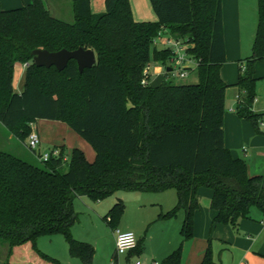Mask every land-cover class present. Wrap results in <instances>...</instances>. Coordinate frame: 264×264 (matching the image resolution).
<instances>
[{
  "label": "trees",
  "instance_id": "trees-1",
  "mask_svg": "<svg viewBox=\"0 0 264 264\" xmlns=\"http://www.w3.org/2000/svg\"><path fill=\"white\" fill-rule=\"evenodd\" d=\"M105 10L92 13L90 0H72L73 22L51 15L42 0L16 8L0 5V123L8 130L30 133L40 118L61 120L91 143L94 159L74 147H60L46 162L22 158L0 147V240L7 245L3 264H61L42 253L36 238L61 233L69 253L90 264L92 244L71 236L78 219L76 196L93 201L125 191L161 192L174 188L176 205L162 217L184 211L182 242L193 237L197 192L212 191V224L236 227L255 206L264 214V174L250 175L246 162L233 157L223 134L226 84L220 69L226 62L222 0H150L157 20L137 21L129 0H104ZM251 54L238 67L236 86L244 91L237 115L258 131L261 116L252 110L264 62V0L256 7ZM166 30L192 46L197 81L175 84L164 76L157 88L142 84L151 61L163 65L168 48L153 46ZM78 47L94 50L93 66L78 70L69 59L63 70L36 66L31 52ZM24 62L22 87L14 90V64ZM241 62V61H239ZM66 168L63 169L64 165ZM125 204L118 200L103 217L116 227ZM139 242L135 248H138ZM181 245L164 259L178 264ZM200 264H215L209 245Z\"/></svg>",
  "mask_w": 264,
  "mask_h": 264
},
{
  "label": "crops",
  "instance_id": "crops-1",
  "mask_svg": "<svg viewBox=\"0 0 264 264\" xmlns=\"http://www.w3.org/2000/svg\"><path fill=\"white\" fill-rule=\"evenodd\" d=\"M42 1L50 11V6L47 5L46 0ZM90 1L92 13H99L105 10L104 0ZM129 1L132 16L135 20H157V15H155L150 0ZM235 1L236 4L233 5L234 7L232 6V12H234L233 15L235 16V19L237 17L235 20V26L239 30L238 17L240 16V12L237 0ZM28 2H30V0H0V5L3 9L16 8ZM222 13L226 60L228 44L226 42L227 29L225 28L226 15L224 13L223 0ZM23 66L25 68L24 64ZM159 73L160 72L157 74ZM255 75L260 78L262 77L259 74ZM220 76L223 81L228 84L226 89L228 92L230 88L229 86H234L233 84L236 83L237 79L234 82L226 81L222 76L221 69ZM21 79L22 78L19 76L16 80L14 90L19 91L21 89ZM234 87L237 88L236 86ZM237 91L241 92L238 88ZM237 99L239 102L240 95ZM238 102L236 103V106ZM231 108L233 110H231ZM234 110L233 107H229L228 109L225 107L223 118V138L225 146L230 150V154H232L233 157L241 158L242 156L239 152L242 153L243 156L247 158L248 169L254 168V175H262L264 174V159H250V157H252V153L250 152L255 149H264V136L258 138L256 134L258 131L253 133L248 122L245 119L240 118L236 112L233 113ZM252 110L256 114L261 113V116L264 113L258 111V109H255L253 106ZM229 111L232 113H228ZM32 125L35 129L34 122ZM260 131L262 135H264V128H261ZM43 137L45 138L44 134ZM249 143L251 145L248 146L247 144ZM52 144L54 146H59L60 142L56 141ZM33 157H35L34 154ZM130 192L133 193L129 194L131 195L130 199L136 198L135 200L139 201V205L136 209L128 210L127 205L123 202L125 204L124 212L121 215L119 224L114 228H111L107 222L104 224V222L99 220L100 224H94L83 228L81 225H77L82 217H88L93 221L97 220L99 216H102L101 218H103L113 206V202L105 203L104 205L103 200L93 201L86 196H76L74 198L73 206L78 213L79 220L77 219V223L71 227V236L79 241L92 244L94 255L90 264H133L139 260L141 264H164V259L180 245L182 252L178 264H200L208 245L212 251V259L215 264H264V214L261 213L251 216L249 212V217L241 219L236 227H231L230 225L223 223L213 225L212 220L214 218V211L210 207L212 191L205 186H201L197 192L199 206L193 215V237L182 242L180 229L184 221V211L179 210L174 216L169 218L162 217L176 205L177 194L174 188H168V190L165 191L152 193L140 191ZM115 229L133 232V234L136 235L137 242H139L138 248L125 251L123 254H117L115 252ZM51 236L56 238V241L59 244V249L56 248V250L50 252L48 255L57 259L61 264H85L79 257L71 256L67 240L61 233ZM36 246L40 252L46 254L49 253L41 249L42 247L38 244V241H36Z\"/></svg>",
  "mask_w": 264,
  "mask_h": 264
},
{
  "label": "rangeland",
  "instance_id": "rangeland-1",
  "mask_svg": "<svg viewBox=\"0 0 264 264\" xmlns=\"http://www.w3.org/2000/svg\"><path fill=\"white\" fill-rule=\"evenodd\" d=\"M224 1V13L226 15V36H227V54H226V62L221 67V73L224 79L229 82H234L237 79V69L239 65L242 69L245 68V59L251 54L252 51V45H253V39L255 35V19H256V7L258 0H237L238 6H239V12L240 16L238 17V28L235 26V16L233 15L234 12H232V6L236 4L235 0H223ZM47 5L50 6V13L51 15L62 19L66 22H73L74 17L72 14V0H46ZM234 7V6H233ZM14 8V7H13ZM160 46V44H158ZM241 61V62H239ZM24 62H16L14 64V76H13V82L14 85L16 84V80L19 78V76L22 78L23 76V70H25L23 66ZM164 70L163 64L160 62L151 61L150 63V71L152 73H158ZM254 71L255 74H259L262 77L258 79L255 85L256 90V96L252 102V106L255 109H258L260 112H264V62L261 60H258V62L254 65ZM173 83L180 84H193L197 81L196 72L192 71L190 72L186 77L182 78H173L171 79ZM229 90L226 95L225 100V107L227 109L229 107H233L235 110L233 113L236 112L237 107L236 103L238 102L237 95H240V100L243 98V91L238 92L237 88L234 86H229ZM232 113V112H228ZM264 113L262 116H260L257 119L258 122V132L256 133L254 126L248 122V124L251 126V130L253 133L255 132L260 138L262 135L260 129L264 128ZM35 123V129L40 135L41 144L43 149H47L49 146H54L52 143L59 141L60 145H63L65 147V154L67 157H69L72 149L74 147L79 148L83 153L87 160L92 161L94 158V149L91 143L84 140L72 127L70 128L67 123L61 120H50L46 118H40L34 121ZM30 126V125H29ZM31 128V127H30ZM43 134L45 135V138L43 137ZM25 136V133H17L11 130L6 129L1 123H0V147L4 148L5 150H13L14 153L18 156H24L30 157L33 156L32 151L24 145V141L22 140ZM248 146L251 145L250 143L247 144ZM236 149V148H235ZM237 150V149H236ZM239 152V151H238ZM252 157L250 159H264V149L261 150L255 149L252 152ZM241 158L246 162L247 166V158L243 156L242 153ZM42 163V162H39ZM67 164L64 165L63 169L66 168ZM248 169V166H247ZM254 168L248 169V173L250 175H254L253 173L255 170ZM129 194H133L130 191H117L110 196L103 199V204L113 202L115 203L118 200H123V202L127 205L128 210L136 209L138 204V200L136 201V198L130 199ZM146 195V194H141ZM146 202V201H145ZM251 216L261 214L260 210L253 206L250 209ZM100 217V216H99ZM97 220H91L88 217L84 218L82 217L77 225H81V227H87L94 224H100L99 221L104 222L106 224V221H104L103 218H99ZM80 218V217H79ZM99 220V221H98ZM61 236V235H58ZM56 237V236H55ZM38 241V244L42 247L43 251L49 252L47 254H50V252H53L54 250L59 249V244L56 241V238H54L51 235L43 234L42 236H39L36 238ZM6 251H7V245L6 243L2 242L0 240V264H3L6 258Z\"/></svg>",
  "mask_w": 264,
  "mask_h": 264
},
{
  "label": "built area",
  "instance_id": "built-area-1",
  "mask_svg": "<svg viewBox=\"0 0 264 264\" xmlns=\"http://www.w3.org/2000/svg\"><path fill=\"white\" fill-rule=\"evenodd\" d=\"M158 44H160V46H158ZM152 45L159 49L168 48L171 50V55L166 60L167 63L163 65L164 70L160 72L164 73V76L169 79L176 77L184 78L190 72L194 71L198 65V61H196V59H194L188 52L192 45L183 38H175L171 36L164 29L159 32L158 36L153 40ZM166 67H170V70L166 71ZM156 75L157 73H152L150 71L149 63L142 72V84L144 86L149 85ZM237 98H239V95H237ZM231 110L233 109L231 108ZM30 127L31 131L25 138L24 145H26L33 152L36 159L39 162H46L52 157L57 158L60 154V147L53 146L48 147L47 149H42L38 132L33 128L32 123H30ZM136 245L137 238L133 232L115 229V252L117 254H123V252L135 248ZM133 264H141V262L139 260Z\"/></svg>",
  "mask_w": 264,
  "mask_h": 264
},
{
  "label": "water",
  "instance_id": "water-1",
  "mask_svg": "<svg viewBox=\"0 0 264 264\" xmlns=\"http://www.w3.org/2000/svg\"><path fill=\"white\" fill-rule=\"evenodd\" d=\"M32 63L36 66H55L58 70H63L67 65L69 59H74L78 64L79 72H82L85 68H89L94 65L96 58L94 50L91 48L78 47L74 50L60 49L54 50L53 52L37 48L31 52ZM170 67H166V71H169ZM164 80V73L157 74L152 81L150 86L157 88L161 85Z\"/></svg>",
  "mask_w": 264,
  "mask_h": 264
}]
</instances>
